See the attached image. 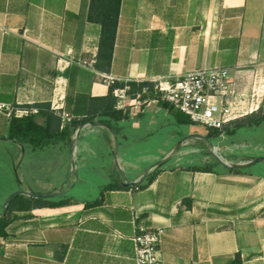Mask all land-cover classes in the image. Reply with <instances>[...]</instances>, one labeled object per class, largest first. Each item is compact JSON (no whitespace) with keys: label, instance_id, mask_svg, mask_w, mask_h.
<instances>
[{"label":"crops","instance_id":"crops-1","mask_svg":"<svg viewBox=\"0 0 264 264\" xmlns=\"http://www.w3.org/2000/svg\"><path fill=\"white\" fill-rule=\"evenodd\" d=\"M90 2L0 0V103L15 111L50 105L62 129L87 117L92 98L107 96L106 77L156 86L218 67L230 71L239 119L263 109L264 0H122L108 70L102 61L96 67L101 27L88 21ZM147 95L140 105L130 98L124 109L116 105L129 117L115 127L99 118L80 125L69 147L50 146L55 154L9 140L15 113L0 112V156L19 180L8 198L24 192L69 200L14 211L0 237V264H136L138 228L164 229L163 264H231L237 255L242 264H264V171L151 169L177 150L150 143L163 133L177 142L168 130L180 124L155 93ZM146 173L140 185L125 186Z\"/></svg>","mask_w":264,"mask_h":264},{"label":"trees","instance_id":"trees-1","mask_svg":"<svg viewBox=\"0 0 264 264\" xmlns=\"http://www.w3.org/2000/svg\"><path fill=\"white\" fill-rule=\"evenodd\" d=\"M122 0H91L88 13V21L100 25L101 34L99 42V55L96 67L100 68L99 61H102V65H105L107 70L110 68L115 41L118 28L120 6ZM128 87L126 94L129 98H135L140 95V98H146L151 93H155L153 97L158 100L159 104L168 109L176 118L178 124H193L185 115L175 110L169 103L162 100L157 91L154 90L153 84L142 83H118L114 82L109 87L107 96L102 98H92L90 101L88 115L81 120H72L61 129L62 120L56 116L54 112L50 110V105L38 104L35 107L38 108V114L42 115L46 123L45 125H39L33 115L17 118L14 115L11 116L8 126L7 138L14 141L23 147H30L32 149H45L50 146H54L62 143L65 147H69L72 143V138L77 131L78 127L85 123H90L99 118L100 121L115 127L114 122L128 119L129 111L125 113L116 109L117 98L115 91L118 89H124ZM262 109L257 113L251 114L244 118L238 119L226 125L225 128L219 131L209 130L208 136H220L223 133L232 134L235 133L238 128L248 126L255 127L264 123V115H261ZM248 121V122H243ZM236 124L234 129L230 127ZM215 165L220 166V170L227 173L242 174L247 169H232L227 168L216 162L215 164H206L202 167L191 168L196 172H213L218 170ZM152 181L151 177L146 179L140 188H146V186ZM116 188V185L112 184L108 187L109 190ZM69 204V200L60 199L57 202L44 199H31L23 195L14 196L8 205L6 206V213L0 216V237L7 236V228L11 222V216L14 211H30L36 208L42 207H62ZM2 211L1 213H3ZM231 264H242L240 255L236 256V259Z\"/></svg>","mask_w":264,"mask_h":264},{"label":"built area","instance_id":"built-area-1","mask_svg":"<svg viewBox=\"0 0 264 264\" xmlns=\"http://www.w3.org/2000/svg\"><path fill=\"white\" fill-rule=\"evenodd\" d=\"M106 81L113 84L112 77ZM156 91L162 100L185 115L193 124H199L211 131L221 132L226 125L238 120L243 111L235 107V91L230 71L225 68H203L173 81L158 82ZM128 87L115 91L118 107L125 108L129 99ZM140 99V95L137 96ZM0 112L9 116L37 114V110L15 111L10 105L0 103ZM222 135V134H221ZM220 135V136H221ZM164 229L138 228L132 238L135 247L136 264H163L161 245Z\"/></svg>","mask_w":264,"mask_h":264},{"label":"rangeland","instance_id":"rangeland-1","mask_svg":"<svg viewBox=\"0 0 264 264\" xmlns=\"http://www.w3.org/2000/svg\"><path fill=\"white\" fill-rule=\"evenodd\" d=\"M156 91V89L154 88ZM135 100V103L142 104L144 99L130 98V102ZM128 101V103H129ZM264 115L263 109L260 113ZM248 122V121H243ZM236 124L230 128L234 129ZM175 130L176 138L166 142L167 133L156 135L153 142L150 143L155 149L157 146L171 148L175 146V150L171 154V158L165 163L168 167H183L192 166L191 168L202 167L206 164H215L216 162L226 163L228 166H238L246 164L250 161L257 160L264 156V123L255 127L244 126L238 128L235 133L226 134L221 136H208L209 130L199 124H180L175 127H170L168 131ZM206 139V140H204ZM188 140L187 143L179 144V141ZM201 140V141H200ZM46 154L58 153V149L55 147H49L46 149ZM185 153H187L185 155ZM54 163H57L58 159H52ZM28 159L25 160L20 170L21 177L24 179L25 170L28 165ZM26 164V165H25ZM215 168L220 170L219 165H215ZM252 169L257 171H264V161L252 166ZM93 179L95 176H89ZM19 187V180L15 179L12 175L9 160L6 155L0 156V213L3 210L4 204L8 198V192L14 188ZM7 196V197H6Z\"/></svg>","mask_w":264,"mask_h":264},{"label":"water","instance_id":"water-1","mask_svg":"<svg viewBox=\"0 0 264 264\" xmlns=\"http://www.w3.org/2000/svg\"><path fill=\"white\" fill-rule=\"evenodd\" d=\"M93 125H96V124H93ZM204 140H206V139H204ZM71 150H72V148H71ZM167 161H168V159L163 160V161H159L158 163L154 164L151 167V169L156 168L158 166H161V165L165 164ZM263 161H264V156L258 158L257 160L250 161V162H248L246 164H241V165H238V166H228L226 163H223V162H221V164L223 166L227 167V168H232V169H247V168H250L252 166H255L256 164H258L260 162H263ZM147 174L148 173L145 174L144 178L140 182H128V181L125 180V186H128V187H136V186L140 185L144 181V179L147 177ZM22 194H24V192H16V193H13L12 195H10V197L5 202L4 212L2 214H0V216L5 215V213H6V206L8 205V203L10 202V200L14 196H16V195H22ZM57 196L58 195H56V194H48V195L37 194V195H33L32 196V199H51V198H55Z\"/></svg>","mask_w":264,"mask_h":264}]
</instances>
